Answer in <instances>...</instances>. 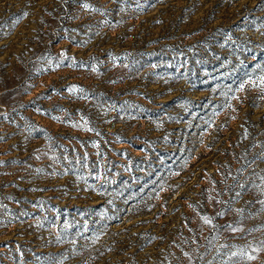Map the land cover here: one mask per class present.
I'll use <instances>...</instances> for the list:
<instances>
[{"label":"rangeland","instance_id":"1","mask_svg":"<svg viewBox=\"0 0 264 264\" xmlns=\"http://www.w3.org/2000/svg\"><path fill=\"white\" fill-rule=\"evenodd\" d=\"M0 264H264V0H0Z\"/></svg>","mask_w":264,"mask_h":264},{"label":"snow or ice","instance_id":"2","mask_svg":"<svg viewBox=\"0 0 264 264\" xmlns=\"http://www.w3.org/2000/svg\"><path fill=\"white\" fill-rule=\"evenodd\" d=\"M85 7H88L87 5H85ZM237 195H239V193H237ZM236 229H233V231H235ZM252 257H249V259H251Z\"/></svg>","mask_w":264,"mask_h":264}]
</instances>
